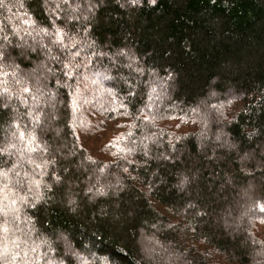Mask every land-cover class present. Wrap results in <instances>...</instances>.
Wrapping results in <instances>:
<instances>
[{
    "label": "trees",
    "instance_id": "1",
    "mask_svg": "<svg viewBox=\"0 0 264 264\" xmlns=\"http://www.w3.org/2000/svg\"><path fill=\"white\" fill-rule=\"evenodd\" d=\"M261 153L264 0H0V264H264Z\"/></svg>",
    "mask_w": 264,
    "mask_h": 264
},
{
    "label": "rangeland",
    "instance_id": "2",
    "mask_svg": "<svg viewBox=\"0 0 264 264\" xmlns=\"http://www.w3.org/2000/svg\"><path fill=\"white\" fill-rule=\"evenodd\" d=\"M35 35L36 37H44L45 33H43V31L41 29H38L37 31H35ZM32 49V48H31ZM33 50V49H32ZM39 70V69H38ZM38 70H35L34 72H37ZM46 71H52L51 66L49 65L46 68ZM33 88L35 90L36 85L33 84ZM148 105L152 108L153 105H156L157 111L158 110H162L161 107H163L164 102H166L169 98H170V94H168L167 90L165 89V86L163 85V83L160 82L159 85L153 84L151 83L150 86L148 87ZM36 91V90H35ZM41 95V94H40ZM39 94H35L32 95V99L36 104H40L39 107L41 105H44V101H47V96L44 98H41ZM51 101H56L58 99V94L56 92V90L50 91L49 94V98ZM36 107V106H35ZM34 107V108H35ZM42 107V106H41ZM34 108H30V116L31 118L34 119V115H35V109ZM38 108V107H37ZM219 109V104L218 103H211L209 105V109H206V111H204L203 115H202V119H203V137H207L210 135V138H212L214 136V139H216L217 141H219L221 144L223 145H227L230 146L231 142L228 139V134L227 132L223 129V128H218L216 130H212L213 125H217V120L219 119L218 116L220 115V111ZM155 110V111H156ZM44 117V116H43ZM43 117L39 116L38 122L36 121V125L35 127H38L39 122H42ZM220 117V116H219ZM13 127L15 128V126L13 125ZM152 137H148V140L151 141ZM44 148V147H43ZM27 151H31V147H28ZM19 153V152H17ZM262 156L264 157V153H261ZM255 155L251 154V155H243V160L245 162H248L251 158L254 159ZM257 168L258 171L260 170H264V163H261L260 160H257ZM245 172L252 174L253 172H255V169H250V168H245ZM260 179V178H259ZM120 177L117 174H114V179L112 180L113 182H119ZM107 179H105V187H107ZM257 178L255 176H253L250 179V185L247 186V190L244 192L242 190V192L245 194V198L243 200V204L236 210V212L233 215L228 216V218H224L225 221V225H227L226 227L231 230V229H240L244 230V232H247L246 228H245V222L247 219V216H245L244 214H249L254 212L255 210L259 211L260 208L257 207V204L259 203V201H263V197H260V195H258L256 192H258L257 190L259 189V187L257 186ZM259 193V192H258ZM258 202V203H257ZM264 202V201H263ZM244 215V217H243ZM244 218V219H243ZM244 223V224H243ZM145 244V243H143ZM146 245L148 246V248L152 249V246L150 245V243H146ZM162 251H164V259L171 263L174 261V255H173V249L169 246H162L161 248ZM75 258L77 260V262H79V264L83 263V259L85 258L86 254H84V252L82 253L81 251H76L75 253ZM168 259V260H167ZM251 264H260L259 261H257V259L253 258Z\"/></svg>",
    "mask_w": 264,
    "mask_h": 264
},
{
    "label": "snow or ice",
    "instance_id": "3",
    "mask_svg": "<svg viewBox=\"0 0 264 264\" xmlns=\"http://www.w3.org/2000/svg\"><path fill=\"white\" fill-rule=\"evenodd\" d=\"M133 2H135V0H133ZM26 23L27 22H30V21H25ZM21 136H23V133H21ZM5 175H7V173H5ZM35 183H39L38 181H36ZM12 204H16V201L15 200H13L12 202H11ZM4 211H6V209H3Z\"/></svg>",
    "mask_w": 264,
    "mask_h": 264
}]
</instances>
